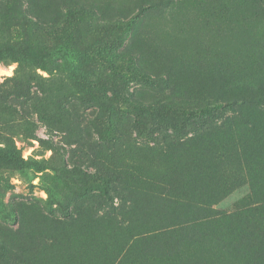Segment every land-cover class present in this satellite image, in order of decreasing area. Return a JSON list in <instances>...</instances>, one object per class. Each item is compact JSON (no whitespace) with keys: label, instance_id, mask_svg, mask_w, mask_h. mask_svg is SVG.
<instances>
[{"label":"rangeland","instance_id":"rangeland-1","mask_svg":"<svg viewBox=\"0 0 264 264\" xmlns=\"http://www.w3.org/2000/svg\"><path fill=\"white\" fill-rule=\"evenodd\" d=\"M26 1L0 0V53H14L0 57V152L19 153L23 163L0 162V240L12 261L238 264L223 243L199 251L192 240L230 227L264 229V194L251 192L252 179L264 186V0H73L76 17L62 23L66 41L56 47L64 52L52 66L57 97L72 87L64 81L74 85L60 128L40 121L41 88L16 73V56L53 46L49 27L20 14ZM47 1L48 20L66 17L70 4ZM91 9L111 24L137 17L118 55L81 17ZM123 31L110 27V35ZM111 58L121 67L112 71ZM129 58L156 85L132 79ZM101 74L124 83L129 100L155 106L156 120L172 107L192 114L208 102L248 101L214 110L198 132L152 140L139 135L133 107L104 103L105 87L85 96L99 106L78 99ZM146 119V133L155 130Z\"/></svg>","mask_w":264,"mask_h":264},{"label":"trees","instance_id":"trees-1","mask_svg":"<svg viewBox=\"0 0 264 264\" xmlns=\"http://www.w3.org/2000/svg\"><path fill=\"white\" fill-rule=\"evenodd\" d=\"M162 1L165 2L166 0ZM47 3V0L26 1L27 7L25 10H21L20 14L35 18L37 23L42 26V29H48L49 27L50 31L48 42L50 40L53 43V46L50 47V45H39V51L26 52L24 57L21 55L16 56L14 62L18 63L19 65L16 71L18 76L22 75V77L27 79L28 82L35 81L41 88L43 97L40 103V121H45L50 125L60 128L61 126H65L66 124H68V119L71 116L70 112L66 108V105L72 103L74 96L71 95V91L74 85L70 81H64L63 83L65 85L63 86V88H69L71 86L72 87L69 91H66L67 94L64 98H61V96H59L60 98L57 97L56 91L53 88V85L56 83L57 80L53 79L52 66L54 64H58L54 60V58L58 59V57L62 55L61 52H64V49L57 48L56 45L59 43L60 40L66 41V33H64V30H60V28H62L63 22H67L68 19H74L76 17L75 5H72L74 3L73 0H62L63 4H70L63 5L65 9L67 8L66 17L60 19V14L57 12L53 15L54 17L48 20L44 8ZM87 13L88 14L84 13L85 15L82 14L81 17L97 24V29L101 33V43L109 47L111 54H113L114 56L118 55L119 50L123 49L126 44V40L122 37V35L128 34L130 31L132 32L134 30L138 21L137 17L131 18L129 21H127V23H125L124 21H119L111 24L108 22V20H104L100 13L95 9H91L87 11ZM139 16L140 14L138 15V17ZM31 24L33 23L30 21V25ZM112 26L117 27V29L119 30H124L123 33H121L120 35H118V33L110 35V27ZM31 50L34 51V49L32 48ZM3 54H6L10 57L14 56V53L9 49H6L4 53H0V57L3 56ZM127 64L132 69V71H130L132 79L138 82H143L146 85H156L155 81L148 79L144 75V73H142L141 69L136 64H134L132 58L128 59ZM108 67L111 68V70L113 71L121 67V64H116L114 59L111 58L110 60H108ZM34 69H39L44 72H47L50 77L45 78L40 74L36 73V70L34 71ZM105 77L106 76L104 74H101V76L95 80L97 81L95 84L91 82L87 86L91 89L89 92L85 93L84 89H82L81 96H79L78 99H83V102L89 101L90 103L99 106L98 98H93L91 96H87V98H85V96L93 92L96 94L98 91H101V89L105 87L103 93L98 92L100 94H104V96H102L104 103L109 106H116L119 108L133 107V111H135L134 113L132 111V114H134L139 135L152 140L155 139L154 136L156 135V133H159V135L163 136L165 140L168 137L172 138L181 136L185 131L187 132L188 129L193 128V126L196 128H194V130L198 132L201 129V126L205 125L206 127L212 123V119L214 117V110L225 108V105L231 107L235 104H239V102L247 103L248 101V97H243L242 100L229 101L225 104L222 102H208L205 106L198 107L195 110V113L192 114L185 109H175L174 107H172L169 108L170 111L168 112L170 113L167 117H161L159 120H156L155 117L159 114V111L155 106L148 105L146 103H141L140 101H136L135 99H133L132 101L129 100L127 98V95L122 93V87L124 83H122L119 79H110L103 81ZM98 81L103 82L98 83ZM47 83H51V86L47 85ZM100 94L97 95V97L100 98ZM53 108L55 109V112H51V109ZM172 112L174 114H172ZM188 113L189 115H187ZM146 118L151 121L152 126L157 127L155 130L158 132H155V130L153 129L152 131L146 133L144 127V123H146L147 121ZM33 126L34 125L32 123H29L31 139L37 140L40 142V144H42V139H38V137H36V135L34 134ZM97 130L102 139L110 138L109 130L107 132L106 130L102 129V127H98ZM111 138H113V135L111 136ZM0 162L10 163L19 166L23 165L22 160L20 158V154L11 151L0 152ZM100 192L104 197H110L109 190L104 186L101 187ZM251 192L253 193V197H260L262 194H264V186L258 185L255 179L254 181L252 179ZM254 227L256 226L246 225L245 227L240 228L230 227L225 231H221L220 233L213 232L208 234H202L192 240L193 247L199 251H202L205 248L203 246L205 244L223 243L224 253L227 256H230L236 261H238V264H264V229L259 230ZM245 238L247 239L243 240ZM241 240H243L244 244L246 245V248L244 249L240 246V244L242 243L240 242ZM211 255L210 257L208 256L206 259L211 260ZM20 263L24 264L22 259H20ZM0 264H16L12 261L11 250L6 245V243L1 240ZM194 264L202 263L199 260H196L194 261ZM206 264H209V262Z\"/></svg>","mask_w":264,"mask_h":264}]
</instances>
